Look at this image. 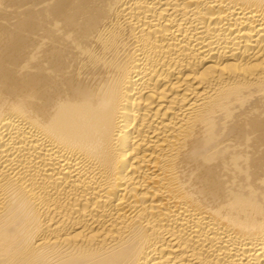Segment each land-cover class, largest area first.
<instances>
[{"label": "bare ground", "instance_id": "bare-ground-1", "mask_svg": "<svg viewBox=\"0 0 264 264\" xmlns=\"http://www.w3.org/2000/svg\"><path fill=\"white\" fill-rule=\"evenodd\" d=\"M0 264H264V0H0Z\"/></svg>", "mask_w": 264, "mask_h": 264}]
</instances>
